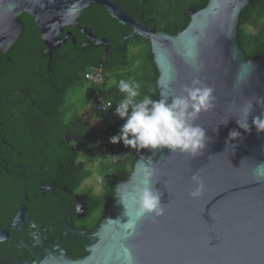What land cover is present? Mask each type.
Wrapping results in <instances>:
<instances>
[{
	"label": "water",
	"instance_id": "obj_1",
	"mask_svg": "<svg viewBox=\"0 0 264 264\" xmlns=\"http://www.w3.org/2000/svg\"><path fill=\"white\" fill-rule=\"evenodd\" d=\"M253 1L208 0L190 7L188 24L172 33L149 26L115 0H0L5 52L24 30L23 13L34 17L47 43L66 25L79 26L83 10L98 5L132 36L150 40L160 98L181 94L194 78L212 87L216 97L215 106L195 120L209 138L201 155L167 148L140 151L130 177L114 187L117 200L106 210L91 253L73 259L66 251H52L41 264H127L129 252L132 264H264V132L258 134L254 126L245 132L236 123L242 106L264 97V54L247 56L238 31L242 12ZM261 109L264 105L254 106L252 115ZM233 129L241 136L230 141ZM144 168L156 170L151 182L162 193L165 213L144 215L130 232L124 225L137 216L136 188L144 182ZM194 173L204 183L197 198L189 195Z\"/></svg>",
	"mask_w": 264,
	"mask_h": 264
},
{
	"label": "flooded vegetation",
	"instance_id": "obj_2",
	"mask_svg": "<svg viewBox=\"0 0 264 264\" xmlns=\"http://www.w3.org/2000/svg\"><path fill=\"white\" fill-rule=\"evenodd\" d=\"M122 1L138 15V4H133L136 0ZM139 16L148 24L144 13ZM21 17V36L7 52L0 49V82L4 85L0 93V264H41L52 251H66L73 259H82L99 241L106 210L117 200L114 188L112 195H107L99 174L98 188L85 184L86 180L77 185L75 169L78 163L86 162V135L81 128L60 125L61 118L65 117L66 124L78 114L85 128L101 130L107 126L104 117L95 111L94 100L87 103L90 82H84L79 90L73 91L70 86L61 93L63 101L67 97L58 106L53 126L43 116H34L27 104L15 112L10 90L22 88L25 100L31 97L21 73L27 56L36 67L33 81L48 78L54 83L58 75L52 64L71 65L74 81L80 77L82 66L91 59L97 61L101 51L103 63L108 56H123L134 36L128 26L98 5L83 10L79 26L66 25L57 38H49L47 43L34 17L28 13ZM45 58L47 72H43ZM94 165L98 168L100 162L86 163L88 168ZM92 194L99 197V203Z\"/></svg>",
	"mask_w": 264,
	"mask_h": 264
},
{
	"label": "trees",
	"instance_id": "obj_3",
	"mask_svg": "<svg viewBox=\"0 0 264 264\" xmlns=\"http://www.w3.org/2000/svg\"><path fill=\"white\" fill-rule=\"evenodd\" d=\"M116 1L130 12L132 16H139V14L144 13L145 18L149 19V26L172 33L181 31L188 24L190 7L200 8L208 2V0H146L147 2L145 3L136 0L133 1V4H138L139 13L135 15L130 5H126L122 0ZM238 31L241 46L247 56L264 54V0H254L252 4L244 8ZM103 53L101 51L97 61L91 59L86 65L82 66L80 77L74 79V81L71 80V65L52 64L58 75V79L54 83L48 78L44 79V81H33L31 76L35 74L36 67L34 61H32L33 59H29V56L25 57L24 62H22L21 73H23V78L27 80L28 88L32 95L25 100L22 95V88L14 87L10 90L11 92L13 91L10 103H12L15 112L22 110V106L27 104V110H31L34 116H43L45 122L49 123V126H53L59 113L58 106L62 102L65 103V98L67 97L63 101L61 93L71 89L69 88L70 86H72L73 91L79 90V87L84 82H89L85 78L86 72L92 67H102L106 78L103 94L112 103L107 115L102 116L107 126L101 130H96L90 126L85 128L83 126L85 122L82 121L81 116L78 114H75L70 123L66 124L65 117L61 118L60 125L63 126L64 124V126L81 128L86 135L87 145L83 153L86 162L78 163L75 169L77 185H80L93 175V168L86 167V163L94 164L100 162L97 171L98 174L100 172L107 195L111 196L115 185L121 179L126 180L130 177L137 152V150L125 146L122 141L119 143L110 142V137L116 135L118 129L124 123V119L114 115L116 103L123 97V94L119 91L118 83L121 79H134L141 84V97H138V99L144 95H151L154 99H159L157 84L159 72L154 62L150 40L142 36L135 35L131 38L129 49L123 56H108L103 63ZM37 59L41 58L38 57ZM46 61L45 58L44 65L42 64L43 72H47L48 69L46 68ZM12 84L13 81L7 83L8 89ZM89 84L90 94L87 97V103L94 100L96 93L95 85ZM3 90L4 85L0 82L1 94ZM28 124L25 123V126H28ZM34 124L33 126H36V122ZM89 130L90 134H88ZM144 150L140 151L143 152ZM92 198L97 200L98 203L100 202L97 195L92 194Z\"/></svg>",
	"mask_w": 264,
	"mask_h": 264
},
{
	"label": "clouds",
	"instance_id": "obj_4",
	"mask_svg": "<svg viewBox=\"0 0 264 264\" xmlns=\"http://www.w3.org/2000/svg\"><path fill=\"white\" fill-rule=\"evenodd\" d=\"M194 61V55L192 56ZM122 99L116 103L114 115L124 119L118 134L110 137L111 143L123 142L127 147L140 151L167 148L172 153L179 151L193 157L201 155L208 142L205 128L195 124V120L202 111L215 106L214 89L198 78L182 88L181 94L154 99L151 95L141 97V84L133 80L121 79L118 83ZM264 105V97L249 100L241 108V114L236 116V123L245 132H251L254 126L257 133L264 132V109L258 115H252L254 106ZM109 104L108 108H111ZM104 109V110H106ZM251 125L249 124V117ZM228 120L222 124L227 125ZM241 136L236 130H230L228 139L235 140ZM115 159V157H114ZM144 182L136 188L138 203L137 216L124 225L127 231H134L136 223L144 215L154 218L165 213L161 203L162 193L152 186L151 178L155 175L154 168H144ZM192 181L195 187L189 193L193 198L199 197L204 190L203 178L194 173ZM127 214V213H126ZM127 264H132L129 252L126 256Z\"/></svg>",
	"mask_w": 264,
	"mask_h": 264
},
{
	"label": "built area",
	"instance_id": "obj_5",
	"mask_svg": "<svg viewBox=\"0 0 264 264\" xmlns=\"http://www.w3.org/2000/svg\"><path fill=\"white\" fill-rule=\"evenodd\" d=\"M85 78L87 81L95 85L96 93L94 97V105L95 110L101 115H107L110 108L106 109L109 104H112L110 100L106 99L103 94L104 86H105V74L102 71V67H92L85 74ZM106 109V110H104ZM140 155V151L136 152V155Z\"/></svg>",
	"mask_w": 264,
	"mask_h": 264
},
{
	"label": "rangeland",
	"instance_id": "obj_6",
	"mask_svg": "<svg viewBox=\"0 0 264 264\" xmlns=\"http://www.w3.org/2000/svg\"><path fill=\"white\" fill-rule=\"evenodd\" d=\"M120 128L118 129L117 134L119 133ZM92 168H93V175L91 176V178H89V180L85 181V184H93L98 188L99 187V177H98L97 167L96 165H94ZM99 176L101 177L100 172H99Z\"/></svg>",
	"mask_w": 264,
	"mask_h": 264
}]
</instances>
